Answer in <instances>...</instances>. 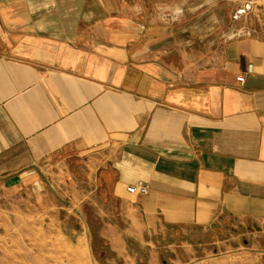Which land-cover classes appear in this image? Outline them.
<instances>
[{
  "label": "crops",
  "instance_id": "1",
  "mask_svg": "<svg viewBox=\"0 0 264 264\" xmlns=\"http://www.w3.org/2000/svg\"><path fill=\"white\" fill-rule=\"evenodd\" d=\"M193 1L264 0H0V194L101 180L108 261L264 255V3L226 34Z\"/></svg>",
  "mask_w": 264,
  "mask_h": 264
},
{
  "label": "rangeland",
  "instance_id": "2",
  "mask_svg": "<svg viewBox=\"0 0 264 264\" xmlns=\"http://www.w3.org/2000/svg\"><path fill=\"white\" fill-rule=\"evenodd\" d=\"M183 2L177 1V9L186 13L187 6H183ZM193 3L188 7L192 21L187 22L189 25H208L209 31L221 25L224 33L235 30L237 34L238 30L252 27L255 19L259 24L262 17L258 9L264 1H241L236 4L232 1H203L202 9L197 7L201 1ZM201 18H204L202 22L199 21ZM212 37L210 33V39ZM82 177L83 181L77 176V184L83 188L86 197L74 198L71 193L58 194L60 192L55 195L50 190L42 197H26L24 194L10 197L1 192L0 264H123L107 260L110 255L101 245L99 237L104 219L98 213L106 200L102 192L106 188L101 180L95 182ZM65 186L72 190V185ZM94 190L97 197L88 196ZM80 237H85L88 243L84 254L78 251L76 258L72 249H77ZM241 246L243 251V238ZM127 264H149L148 255L140 253L135 261ZM154 264H264V255L254 258L245 252L234 251L205 258L199 256L182 263L160 257Z\"/></svg>",
  "mask_w": 264,
  "mask_h": 264
},
{
  "label": "built area",
  "instance_id": "3",
  "mask_svg": "<svg viewBox=\"0 0 264 264\" xmlns=\"http://www.w3.org/2000/svg\"><path fill=\"white\" fill-rule=\"evenodd\" d=\"M237 81L243 84L245 82L244 76L238 77ZM126 190L130 195L141 196L147 195L149 192L148 186L143 182H138L136 184L130 185L126 188Z\"/></svg>",
  "mask_w": 264,
  "mask_h": 264
},
{
  "label": "bare ground",
  "instance_id": "4",
  "mask_svg": "<svg viewBox=\"0 0 264 264\" xmlns=\"http://www.w3.org/2000/svg\"><path fill=\"white\" fill-rule=\"evenodd\" d=\"M87 243L88 242L85 239V237H80L79 238L78 245H77V249H72L73 253L75 254L74 257L76 256V258H77L78 251H81V253L84 254V252L86 251V244Z\"/></svg>",
  "mask_w": 264,
  "mask_h": 264
}]
</instances>
